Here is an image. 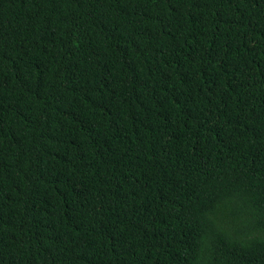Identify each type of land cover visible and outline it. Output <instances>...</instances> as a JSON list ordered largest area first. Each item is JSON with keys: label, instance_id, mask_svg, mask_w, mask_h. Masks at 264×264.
Segmentation results:
<instances>
[{"label": "trees", "instance_id": "1", "mask_svg": "<svg viewBox=\"0 0 264 264\" xmlns=\"http://www.w3.org/2000/svg\"><path fill=\"white\" fill-rule=\"evenodd\" d=\"M0 264H264V0H0Z\"/></svg>", "mask_w": 264, "mask_h": 264}]
</instances>
